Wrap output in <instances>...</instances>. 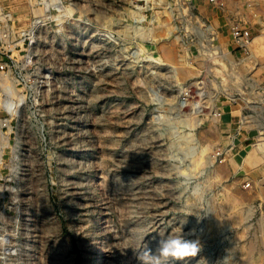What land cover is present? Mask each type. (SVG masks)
Returning a JSON list of instances; mask_svg holds the SVG:
<instances>
[{
    "label": "rangeland",
    "instance_id": "rangeland-1",
    "mask_svg": "<svg viewBox=\"0 0 264 264\" xmlns=\"http://www.w3.org/2000/svg\"><path fill=\"white\" fill-rule=\"evenodd\" d=\"M249 4L0 0V264H141L170 233L201 252L163 264H264Z\"/></svg>",
    "mask_w": 264,
    "mask_h": 264
},
{
    "label": "clouds",
    "instance_id": "clouds-1",
    "mask_svg": "<svg viewBox=\"0 0 264 264\" xmlns=\"http://www.w3.org/2000/svg\"><path fill=\"white\" fill-rule=\"evenodd\" d=\"M174 233H181L182 228H176ZM201 252V245L198 240L186 239L184 235L170 233L166 238L161 237L155 250L148 247L137 259L144 264L143 257H151V264H163L171 260L183 261L188 258H195Z\"/></svg>",
    "mask_w": 264,
    "mask_h": 264
},
{
    "label": "built area",
    "instance_id": "built-area-1",
    "mask_svg": "<svg viewBox=\"0 0 264 264\" xmlns=\"http://www.w3.org/2000/svg\"><path fill=\"white\" fill-rule=\"evenodd\" d=\"M250 2V6L252 5V0H248ZM236 33L235 36H239L240 34L237 32V28L235 29ZM239 39H241L239 37ZM1 42V41H0ZM7 68V63L0 62V72L5 71ZM254 96H252L253 101L248 100L246 108L243 110H239V114L237 116L239 122V129L238 132L241 134V131L245 128V125L250 121L252 113L255 112L257 116L261 115L260 118H264V86L254 88L253 92ZM256 108V109H255ZM255 118V117H254ZM264 120V119H263ZM249 126V125H246ZM264 128H259L256 133H261L260 138H263L264 135ZM259 136V135H257ZM251 184L247 183L245 187H249Z\"/></svg>",
    "mask_w": 264,
    "mask_h": 264
},
{
    "label": "bare ground",
    "instance_id": "bare-ground-1",
    "mask_svg": "<svg viewBox=\"0 0 264 264\" xmlns=\"http://www.w3.org/2000/svg\"><path fill=\"white\" fill-rule=\"evenodd\" d=\"M256 1V0H255ZM256 5V4H255ZM61 6V5H60ZM64 6V5H63ZM248 6V5H247ZM252 6V5H251ZM224 7V6H223ZM255 7H257V6H255ZM47 8V7H46ZM250 8H252V7H250ZM259 10V9H258ZM257 10V11H258ZM239 11V10H238ZM259 11H261V9L259 10ZM241 12V11H240ZM243 13V12H242ZM244 14V13H243ZM264 17V16H263ZM262 17V18H263ZM258 19V18H257ZM259 20V19H258ZM36 23V22H35ZM262 23H263V21H262ZM37 25V24H36ZM36 25H34V26H36ZM217 48H218V46H217ZM263 52H264V44H263ZM218 50L221 52V54L223 55V58H226L227 57V54L225 53V51L223 50V48L221 49V48H218ZM149 57V56H148ZM257 56L254 54V55H252V58L254 59V58H256ZM151 59H153L152 57H150ZM252 60V59H251ZM7 80V78H4V86H5V88L9 91V93L10 94H13V92H12V88H11V82L10 81H6ZM198 91V90H197ZM195 92V91H194ZM206 92V91H205ZM207 93V92H206ZM203 94V93H202ZM208 95V94H207ZM206 95V96H207ZM209 96V95H208ZM188 97H190V95L188 96ZM210 97V96H209ZM209 97L207 98V99H209ZM204 99H205V97H204ZM211 99V98H210ZM203 100V99H202ZM201 100V101H202ZM212 100V99H211ZM211 100H207L208 102L209 101H211ZM190 101H192V100H190ZM200 101V100H199ZM203 101H206V100H203ZM202 101V102H203ZM204 102V104L206 103H208V102ZM17 102V101H16ZM189 102V101H188ZM201 102V103H202ZM4 105L9 109V111H13V112H11V113H15V110H16V107H15V104L12 102V100L9 98V96L7 97V99H5L4 100ZM18 103V102H17ZM190 103V102H189ZM203 104V105H204ZM206 104H205V106H206ZM195 105V104H194ZM193 105V108L192 109H194L195 110V112L197 113V112H199V110L203 107L202 106V104H197V105H195L194 106ZM190 107V106H189ZM17 108H19V107H17ZM207 108V107H206ZM205 108V109H206ZM210 108V107H209ZM191 109V110H192ZM202 110H203V108H202ZM210 110V109H209ZM16 111H18V110H16ZM211 111V110H210ZM193 112V111H192ZM192 112H190V114L192 113ZM213 115H215V114H213ZM4 140H5V138H4ZM3 140V141H4ZM5 142H7V141H5ZM253 146H255L256 147V149H258V150H260L263 154H264V143L263 142H258V143H255V144H252ZM263 256H264V254H263Z\"/></svg>",
    "mask_w": 264,
    "mask_h": 264
},
{
    "label": "crops",
    "instance_id": "crops-1",
    "mask_svg": "<svg viewBox=\"0 0 264 264\" xmlns=\"http://www.w3.org/2000/svg\"><path fill=\"white\" fill-rule=\"evenodd\" d=\"M229 5H230L232 8H233V6H234V4H233V3H230ZM246 157H247V156H246ZM247 158H248V157H247Z\"/></svg>",
    "mask_w": 264,
    "mask_h": 264
}]
</instances>
